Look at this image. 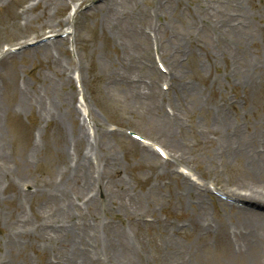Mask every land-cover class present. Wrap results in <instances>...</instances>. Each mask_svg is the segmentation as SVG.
<instances>
[{"label": "rangeland", "instance_id": "1", "mask_svg": "<svg viewBox=\"0 0 264 264\" xmlns=\"http://www.w3.org/2000/svg\"><path fill=\"white\" fill-rule=\"evenodd\" d=\"M243 142L264 0H0V264H264Z\"/></svg>", "mask_w": 264, "mask_h": 264}, {"label": "bare ground", "instance_id": "2", "mask_svg": "<svg viewBox=\"0 0 264 264\" xmlns=\"http://www.w3.org/2000/svg\"><path fill=\"white\" fill-rule=\"evenodd\" d=\"M56 24L59 26L60 21H56ZM170 124H175V123L170 122ZM236 137H238V135H236ZM239 141L240 140H238L237 142ZM228 142L229 140H221L215 143V146H216L215 152L219 154L221 152L222 153L224 152V154L229 155L232 152V147H231V144ZM238 151H244L247 153V160L250 164L249 172H250V183L251 184L247 186H242L248 189L244 191L245 194L238 192V188L232 189L233 193L236 194L237 199H239L241 202L247 203L246 206H235V207L238 212L247 215V218L244 221V223L249 228L248 230L249 233L247 235L255 237V238H261V241L263 243L264 241V211L256 210L255 208L249 207V206L253 207V205H260L263 207L264 205V184L260 183L259 179L256 177L259 171V170H256V167L258 169L257 164L259 161L260 154L259 152L256 151V149H252V147L246 142L242 143V147L240 149H237V151L235 150V152H238ZM254 171H256V175ZM183 178L187 179L184 181V183L188 187L189 191L195 192L196 196H198L200 194L198 191H201V188L198 186V184L195 181H193L194 179L191 180L188 175L187 176L184 175ZM252 179L256 180L257 183L255 184L252 181ZM244 188H241V189H244ZM196 199H199V197Z\"/></svg>", "mask_w": 264, "mask_h": 264}]
</instances>
